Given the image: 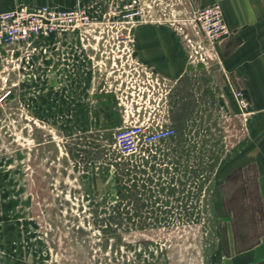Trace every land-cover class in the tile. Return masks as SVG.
Returning <instances> with one entry per match:
<instances>
[{
  "label": "rangeland",
  "instance_id": "374dc122",
  "mask_svg": "<svg viewBox=\"0 0 264 264\" xmlns=\"http://www.w3.org/2000/svg\"><path fill=\"white\" fill-rule=\"evenodd\" d=\"M27 1L0 0V12ZM152 1L154 19L222 10ZM125 4L84 6L95 40L0 51V264H233L264 238V133L248 132L227 38L202 65L167 23L140 24L177 38L171 67L148 70L125 49ZM134 125L174 133L119 138Z\"/></svg>",
  "mask_w": 264,
  "mask_h": 264
},
{
  "label": "built area",
  "instance_id": "2783aa9c",
  "mask_svg": "<svg viewBox=\"0 0 264 264\" xmlns=\"http://www.w3.org/2000/svg\"><path fill=\"white\" fill-rule=\"evenodd\" d=\"M125 1L124 13L121 21L127 25L124 37L125 47L129 56L132 54L133 29L144 23L164 22L170 25L182 38L188 53L199 64H207L214 51V45L227 38L223 13L218 4L200 7L192 14L181 18L175 12L168 19H154L152 14V0H120ZM109 21V20H108ZM92 17L90 12L81 5L61 8L54 5L19 6L13 10L0 12V51L12 56L18 50L23 52L32 50L40 41L67 37L89 41L97 38L96 32L101 24ZM97 42V40H96ZM47 47L43 50V53ZM241 107L247 106V101L241 92L236 94ZM172 128L161 127L153 129L142 125H134L122 132L120 139H137L143 144H152L173 135Z\"/></svg>",
  "mask_w": 264,
  "mask_h": 264
},
{
  "label": "crops",
  "instance_id": "0c3cea01",
  "mask_svg": "<svg viewBox=\"0 0 264 264\" xmlns=\"http://www.w3.org/2000/svg\"><path fill=\"white\" fill-rule=\"evenodd\" d=\"M104 0H35L18 3L25 6L54 5L70 8L76 5L94 6ZM203 4L218 1L223 10L227 41L220 47V54L226 58V68L232 72L250 101L249 115L245 120L249 133H264V0H200ZM5 12V11H1ZM132 52L138 63L148 70L163 71L171 67L175 48H178L176 36L166 26L141 25L132 31ZM66 40L69 38L63 37ZM68 40L67 43H68ZM67 57L66 66L73 65V57ZM76 54H79L77 52ZM67 56V55H66ZM259 193L264 207V173L258 178ZM251 259L246 264L258 260L264 253V238L246 251ZM233 264H244L239 259Z\"/></svg>",
  "mask_w": 264,
  "mask_h": 264
}]
</instances>
